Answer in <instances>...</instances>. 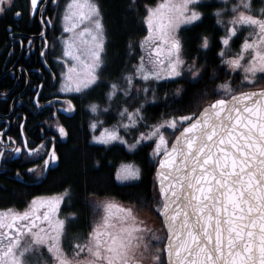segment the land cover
Wrapping results in <instances>:
<instances>
[{
    "label": "snow or ice",
    "instance_id": "snow-or-ice-1",
    "mask_svg": "<svg viewBox=\"0 0 264 264\" xmlns=\"http://www.w3.org/2000/svg\"><path fill=\"white\" fill-rule=\"evenodd\" d=\"M11 5L12 0H0V13ZM38 8H43L38 0H29L30 14ZM198 8L197 0H158L155 6H146L147 33L140 47L143 53L147 45V58L142 54L134 71L111 81L105 93L104 111L118 95L124 101L120 121L110 127H98L103 122L97 120L90 124L91 139L101 144L119 141L131 150L154 141L150 156L159 161L158 190L154 188L147 202L134 205L101 202L103 214L83 237L73 236L67 249L63 242L66 221L76 216L59 215L67 188L33 196L23 209H0V264H264V86H255L257 73L264 77V10L253 14L250 0H237L230 9L233 14L225 19L226 8L215 9L216 23L224 29L219 37L220 65L227 66L226 75L241 74L238 87L232 86L229 77L202 93L216 98L198 110L175 115L179 111L175 109L136 132L148 94L153 101L160 98L157 82L187 79L197 83L203 75L206 64L198 57L189 61L184 56L178 31L181 25L200 20L203 13ZM61 21L64 31L72 35L62 38L63 55L57 56V60L70 57L64 61L59 91L82 93L95 86L104 63L100 7L96 0H67ZM245 28L250 29L248 35L229 55L233 38ZM201 41V48L207 49L209 38L203 36ZM211 78H216L215 70ZM133 90L135 97L143 93L144 99L130 109L127 98ZM183 91L177 87L175 97ZM175 97L165 92L163 98ZM65 103L66 111H74L71 99ZM88 107L92 113L101 111L96 102ZM56 128L60 137L68 135L64 124ZM120 129L135 133L131 142ZM168 131L175 139L169 140ZM23 149L25 160L42 159V165L27 169L24 175L29 177L32 173L37 178L45 176L59 160L55 137L50 147L43 140L35 147L25 141ZM12 151L21 153L22 147L16 145ZM16 175H21L19 168ZM140 175L133 165H121L116 171L120 181ZM144 207L155 219L139 215L138 209Z\"/></svg>",
    "mask_w": 264,
    "mask_h": 264
},
{
    "label": "flooded vegetation",
    "instance_id": "flooded-vegetation-1",
    "mask_svg": "<svg viewBox=\"0 0 264 264\" xmlns=\"http://www.w3.org/2000/svg\"><path fill=\"white\" fill-rule=\"evenodd\" d=\"M65 1L40 0L38 3L42 4L43 8H38L30 14L29 0H12L11 7L0 13L1 32L3 33L0 37V141H7V144L0 143V148L4 152L3 155H0V192L3 190L5 195L8 193L13 197L11 200L3 201L2 198H5V195L2 196L0 193V209L9 207L23 209L33 196L62 192L35 188L44 181L51 170L58 166V161L55 166L50 167L45 176L37 178L35 173H32L30 177L24 175L32 164L42 165V159L32 157L25 160L23 149L25 141L28 142L30 147H35L42 140L46 146L50 147L54 137L55 147L60 143H65L69 135V127L66 123L74 116L76 111L83 119L84 124L89 127L92 112L88 105L93 102L98 103L101 108L99 113H94V117L97 114L105 117L104 114L110 111L115 112L113 105L109 110L104 111L106 104L103 98H105L110 82L102 91L98 87L102 84L101 73L106 63H103L98 69L100 79L89 90L82 93H57L59 76L61 77V73L66 71L65 65L61 66L57 60V56H61L59 49L64 33L61 28L62 24H60V11ZM197 2L199 4L198 10L203 14L205 7L209 6L211 10L210 4L215 5L213 11L211 10L213 14L217 8H226L225 19H227L228 16L233 14L230 9L237 0H197ZM250 4L253 14H259L261 10H264V0H250ZM17 11H19V15H16ZM48 21H51V23ZM219 27L223 30L221 32V35H223L224 29L221 25ZM249 31L250 29L245 28L234 37L239 39V43L234 48L235 51ZM41 50H43V55H41ZM218 51L217 57L219 58ZM225 67L227 68L226 65ZM229 74L230 77L236 75L241 77L238 72ZM257 78L261 79L264 86V77L257 73ZM104 82L106 83V81ZM94 97L100 99V101L95 100ZM67 99L73 101L74 111L65 110ZM102 103H104L103 107ZM101 119L104 123L107 121L106 117ZM59 123L64 124L66 127L68 131L66 137L59 136L56 128ZM9 137L12 138L11 141H9ZM16 145L22 147L21 153L12 151V148ZM18 168L21 171L20 176L16 175ZM66 199L62 202L60 217L64 218L71 213L76 214L74 218H69L66 221V234L63 240L66 249L72 242L71 238L73 236L83 237L93 221L103 214V208L99 207L101 203H98V200H111L121 205H134L119 202L114 198L88 196L87 215L85 220L80 221V216L78 212L73 210L72 203L66 205ZM147 212H150L147 207L138 209L141 217L151 218V216H154Z\"/></svg>",
    "mask_w": 264,
    "mask_h": 264
},
{
    "label": "trees",
    "instance_id": "trees-1",
    "mask_svg": "<svg viewBox=\"0 0 264 264\" xmlns=\"http://www.w3.org/2000/svg\"><path fill=\"white\" fill-rule=\"evenodd\" d=\"M96 2L100 7L105 29L103 55L106 65L101 73L102 84L98 85L99 90L102 91L107 83L122 78L124 73L130 70L133 71V65L136 64L141 52L139 41L146 34L145 25L142 23L146 14V6H155L158 0H96ZM210 5L213 11L215 5ZM211 10L209 6L205 7L204 14L199 21L179 30L184 56L189 61L194 56L198 57L201 64H206L203 75L197 83H190L187 79L157 82L160 98L152 101L151 93L148 94L149 98L143 110L146 123H155L162 119V114H173L175 109H179L174 112L175 115L198 110L204 103L216 98L215 96L204 97L202 95L204 91L211 92L217 84L229 80L230 74H225L226 67L220 65L217 57V51L220 48L219 37L223 30L216 23V16ZM1 31L2 23L0 22V37L3 34ZM203 36L209 38L207 49L201 48ZM238 41V38L233 39L232 49L239 43ZM214 70L216 78L212 79ZM230 82L236 88L241 82V77L232 76ZM137 83L142 84L140 81ZM255 86H263L260 78H257ZM177 87L184 89L180 97H175ZM165 92L175 99L165 100L163 98ZM142 96H144L143 93L139 97L133 95V99H130L137 105ZM94 99L100 101L96 97ZM77 112L66 123L69 127L68 139L65 143L56 146L59 154L58 166L51 170L44 181L35 188L52 192L63 191L67 188L69 194L66 205L72 203L73 210L80 216V221L85 220L87 215L88 196L114 198L119 202L130 204H136L137 201L147 202L154 188L156 189L153 172L157 160L150 156L153 142L145 141L132 150L118 143L109 146L91 143L89 128ZM166 135L170 141L174 136L171 131L166 132ZM128 139L131 141L133 137H128ZM124 162H133L137 165L141 172L137 180L126 183L116 181L115 168ZM0 193L2 196L5 195L3 190ZM12 198V195L7 193L2 200Z\"/></svg>",
    "mask_w": 264,
    "mask_h": 264
},
{
    "label": "rangeland",
    "instance_id": "rangeland-1",
    "mask_svg": "<svg viewBox=\"0 0 264 264\" xmlns=\"http://www.w3.org/2000/svg\"><path fill=\"white\" fill-rule=\"evenodd\" d=\"M66 2H67V0L64 2V5L66 4ZM64 5H63V8H64ZM63 8H62V10L60 11V15L62 16L63 15ZM142 23L144 24V22L142 21ZM60 24H62V30H63V36H62V38L63 37H67V36H70V35H72V33H68V32H65L64 31V29H63V23H62V21L60 22ZM145 25V24H144ZM186 25H188V24H186ZM186 25H184V26H186ZM86 26V25H85ZM183 25H181V27H182ZM145 28H146V33H147V26L145 25ZM62 32V31H61ZM146 35V34H145ZM238 38V37H237ZM241 43V42H240ZM139 50L141 51V47H140V45H139ZM59 51H60V55L62 56L63 55V42H61V47H60V49H59ZM235 52V49H232V47H231V51L228 53L229 55H231V54H233ZM144 55L146 58H147V54H148V49H147V45H145V49H144V51H143V53H142V51L139 53V55H138V61L137 62H139V57L141 56V55ZM65 59H67V60H69L70 61V57H65V58H63V59H60V60H58V63H60V65L61 66H64L65 65V63H64V61H65ZM131 69V68H130ZM131 71V70H130ZM133 71H134V69H133ZM137 81H140L142 84H143V82L139 79V78H137ZM60 86H61V77L59 76V79H58V88H57V93H59V94H67V93H69V92H67V93H65V92H60L59 91V89H60ZM135 91V90H134ZM134 91H133V95H134ZM130 98H132L133 99V96H130L129 98H127L128 99V106H129V108L131 109V108H134V107H136L137 105H135V102L134 103H132V100L130 99ZM151 98V97H150ZM104 100H105V98H103ZM142 99H144V96H142ZM153 101V100H152ZM114 102V101H113ZM111 103V105L112 104H114V106H116L115 107V112H113V111H110L109 113H106V114H104V116L107 118V121L104 123H102V124H100V125H98V127H110V126H114V125H116L119 121H120V116H119V108L120 107H122L123 105H124V101L123 100H121L120 99V96L118 95L117 97H116V99H115V102L114 103ZM105 104H106V100H105ZM103 105H104V103H102V107H103ZM105 117H103V116H100L99 114H97L95 117H94V113H92L91 114V117H90V121H89V131H90V142H92V143H94V144H97V145H102V146H109V145H112V144H116V143H118V144H122L121 142H119V141H113V142H111L110 144H107V145H105V144H101V143H98V142H95V141H93L92 139H91V137H92V135L94 134V130L93 129H91L90 128V124H91V122L93 121V120H97V121H102V119L101 118H103V119H105ZM117 122V123H116ZM145 124H147V125H151V124H153V123H150V122H145V120L143 119V120H141L140 121V125L137 127V129H136V132H139V131H141V130H145L144 129V125ZM141 129V130H140ZM120 132H121V135H124L127 139H128V137H130V138H132V137H134V135H135V133H132V131H125L124 129H120ZM95 134H98V131L95 133ZM128 141L129 142H131L129 139H128ZM153 142V144H154V141H152ZM124 145V144H123ZM125 146V145H124ZM126 147V146H125ZM127 148V147H126ZM128 149V148H127ZM128 150H130V149H128ZM132 150V149H131ZM150 153H151V151H150ZM121 165H133V166H135L136 168H138L137 167V165L136 164H134L133 162H124V163H121V164H118L117 166H116V168H115V179H116V171H117V169L118 168H120L121 167ZM139 169V168H138ZM134 180H137V178L136 179H131V180H125V181H120V180H117L116 179V181L117 182H121V183H126V182H131V181H134ZM90 198H92V197H90ZM89 198V199H90ZM93 199V198H92ZM103 201H105V200H98V203H101V202H103ZM90 202H92V200H90ZM148 214H152L153 215V213H151V212H147ZM151 218L152 219H155V216H151Z\"/></svg>",
    "mask_w": 264,
    "mask_h": 264
},
{
    "label": "water",
    "instance_id": "water-1",
    "mask_svg": "<svg viewBox=\"0 0 264 264\" xmlns=\"http://www.w3.org/2000/svg\"><path fill=\"white\" fill-rule=\"evenodd\" d=\"M39 1H40V0H38V2H39ZM173 139H175V136H173L172 140H173ZM158 162H159V161L157 160L156 165L158 164ZM55 164H56V162L54 163V165H51V166H55ZM155 173H156V166H155V169H154V172H153V180H154V183H155V186H156V190H158L159 185H158V183H157Z\"/></svg>",
    "mask_w": 264,
    "mask_h": 264
}]
</instances>
